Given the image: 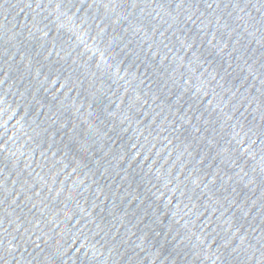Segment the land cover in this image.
<instances>
[{"label": "water", "instance_id": "obj_1", "mask_svg": "<svg viewBox=\"0 0 264 264\" xmlns=\"http://www.w3.org/2000/svg\"><path fill=\"white\" fill-rule=\"evenodd\" d=\"M0 264H264V0H0Z\"/></svg>", "mask_w": 264, "mask_h": 264}]
</instances>
